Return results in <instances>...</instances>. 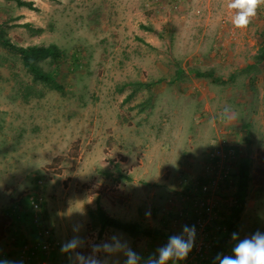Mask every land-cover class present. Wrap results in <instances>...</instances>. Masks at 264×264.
I'll return each instance as SVG.
<instances>
[{"label":"rangeland","instance_id":"1","mask_svg":"<svg viewBox=\"0 0 264 264\" xmlns=\"http://www.w3.org/2000/svg\"><path fill=\"white\" fill-rule=\"evenodd\" d=\"M29 1L33 9L0 0V31L16 45L55 43L63 54L56 75L63 89L33 80L19 54L0 42V215L7 218L0 261L125 264L130 249L136 264H148L170 237L188 240L183 228L192 226L207 152L229 142L237 150L232 167L246 158L251 168L237 238L225 247L232 251L239 240L264 233V56L255 60L264 5L246 29H236L227 0ZM40 65L52 68L48 59ZM178 69L181 77L173 80ZM193 70L232 78L214 82ZM158 78L167 81L151 91L131 84ZM235 180L221 181L209 195L223 212ZM32 194L56 245L21 263L23 242L10 222L14 213L28 214ZM96 205L163 235L112 227L98 235L87 215ZM72 240L77 246L62 252ZM217 254L208 250L201 261L191 248L172 260L204 264Z\"/></svg>","mask_w":264,"mask_h":264},{"label":"trees","instance_id":"2","mask_svg":"<svg viewBox=\"0 0 264 264\" xmlns=\"http://www.w3.org/2000/svg\"><path fill=\"white\" fill-rule=\"evenodd\" d=\"M18 5L26 6L30 9H33V2L29 0H15ZM146 30L155 31L151 26H143ZM156 33L160 36V33L156 31ZM0 42L5 47L11 49L12 51L19 54L21 62L25 69L32 75L33 80H37L43 83L50 85L52 88L57 90H62L61 84L56 80V75L59 72V63L62 60L63 54L60 48L55 43H48V44H33V45H16L13 43L8 37L4 36L0 31ZM259 42L260 46L258 48V53L255 56L256 61H260L261 58L264 56V27L262 31H260L259 35ZM43 59H48L52 68L50 70H44L40 65V61ZM193 73L197 76H207L211 78L214 82H226L232 78V76L222 77L217 76L213 70H193ZM181 77V70H177L175 77L172 78L173 80L179 79ZM168 79V81L172 80ZM165 78H158L154 81L150 82H140V81H133L131 84L134 86V89H139L140 87H145L151 91L152 86L158 82H166ZM248 83L250 86L254 88V80L251 76H248ZM132 92L127 94V98L131 97ZM153 93L150 92L148 99H151ZM250 160L246 158H242L236 162L235 170H232V177H236L234 183V189L232 192V203L228 207V212H223L219 210V215L222 218L220 221L221 228L219 230V239L215 243V245L210 249L214 252H218L223 247H225L227 241L230 239L232 234L236 231L240 214L244 209L246 203V194H247V187L250 180ZM204 179H200L199 184L203 185V183H209V177H203ZM126 179H130L129 176ZM207 186V194H210L212 189L211 186ZM202 187V186H201ZM201 187L197 192V196H202ZM216 191V190H214ZM213 191V192H214ZM36 197L35 194H33ZM29 199L27 200V212L28 214L23 217L20 216L18 213H14V217H12L10 222V228L13 229V233L17 235V243L23 242L19 244V246H23L25 242L29 243L32 240H29L30 237L37 240L39 238L38 229H40L42 224V220L45 219V212L43 206H41L38 218L36 222L32 219V212L28 208ZM12 213H10L11 216ZM87 215L90 219L91 224L93 227L97 229L98 235H101L103 230L106 227H112L114 229L121 230L130 234L131 236L138 235L140 233L151 236V237H159L163 234L159 230H154L152 228H142L138 222H130V221H123L119 218L109 215L100 205H96L95 208H88ZM6 217L0 215V233L2 228L6 223ZM25 225L27 231H22V226ZM42 228V227H41ZM3 233V232H2ZM1 233V234H2ZM0 234V236H1ZM29 240V241H28ZM26 244V243H25ZM35 253H38V249L35 247L32 248ZM40 255H44L42 253H38L36 257H40ZM35 257V258H36ZM204 264H215L213 259L204 261Z\"/></svg>","mask_w":264,"mask_h":264},{"label":"built area","instance_id":"3","mask_svg":"<svg viewBox=\"0 0 264 264\" xmlns=\"http://www.w3.org/2000/svg\"><path fill=\"white\" fill-rule=\"evenodd\" d=\"M236 152V147L231 142L227 144H219L207 152L203 174H206L209 177V183L201 185L202 187L200 186L203 193L201 197L194 194L192 200L193 205L191 208V228L193 226L195 228L192 246L194 254L193 257H197L201 261L205 259L206 251L210 250L219 239V230L222 227L220 224L222 218L219 215V209L216 208V206H214L209 200V195L211 193L207 194L206 185L211 186V192H213L214 188H217L221 181H230L232 170H235V167H232V159L236 155ZM28 199V207L32 212V219L36 222L41 208L40 201L37 197H34L33 194L29 196ZM178 213H181V211ZM41 227L38 229L39 238L36 241L32 240L29 243L23 244V246L17 248L18 260L21 263L29 258L36 257L38 253L45 255L49 253L50 250L54 249L56 244L50 238L49 231L45 229L44 225ZM33 247L38 249V253L33 251ZM218 254L221 258H223L224 255L232 254V251L227 247H223L218 251ZM158 256L159 255L156 254L152 256L150 260H156L158 259ZM216 257L217 256L214 257L213 261L215 264H219V260H217ZM38 262L39 264H47L44 259H41ZM173 262L174 261L170 259L166 261L165 264H174Z\"/></svg>","mask_w":264,"mask_h":264},{"label":"clouds","instance_id":"4","mask_svg":"<svg viewBox=\"0 0 264 264\" xmlns=\"http://www.w3.org/2000/svg\"><path fill=\"white\" fill-rule=\"evenodd\" d=\"M262 5H264V0H227V8L233 12L231 18L233 27L246 29ZM146 215H150V212L146 213ZM183 231L188 234L187 241L180 236L170 237L168 243L158 250V259L150 260L149 264H165L170 259L182 260L186 258L193 246L195 228L193 226L190 229L185 226ZM232 238L235 240L237 234L233 233ZM76 246L77 241L72 240L62 246L61 251L66 252ZM126 256L125 264H136L138 257L134 252L129 249L126 252ZM216 259L219 260V264H264V233L257 231L250 238L246 237L239 240L232 248V254L224 255L223 258L218 254ZM0 264H9V262L0 261ZM92 264H96V262L93 261Z\"/></svg>","mask_w":264,"mask_h":264},{"label":"crops","instance_id":"5","mask_svg":"<svg viewBox=\"0 0 264 264\" xmlns=\"http://www.w3.org/2000/svg\"><path fill=\"white\" fill-rule=\"evenodd\" d=\"M3 202H5V201L3 200ZM3 202H2V200H0V209H1V207H2ZM107 228H109V227H106V228L103 230V232H102V236H104V234H106V235L109 234V233L107 234V232H108V231H106ZM106 244L111 245V243L108 242V241H106Z\"/></svg>","mask_w":264,"mask_h":264}]
</instances>
